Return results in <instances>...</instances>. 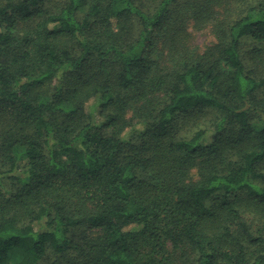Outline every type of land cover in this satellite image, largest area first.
I'll use <instances>...</instances> for the list:
<instances>
[{"label": "trees", "instance_id": "obj_1", "mask_svg": "<svg viewBox=\"0 0 264 264\" xmlns=\"http://www.w3.org/2000/svg\"><path fill=\"white\" fill-rule=\"evenodd\" d=\"M0 264H264V0H0Z\"/></svg>", "mask_w": 264, "mask_h": 264}, {"label": "rangeland", "instance_id": "obj_2", "mask_svg": "<svg viewBox=\"0 0 264 264\" xmlns=\"http://www.w3.org/2000/svg\"><path fill=\"white\" fill-rule=\"evenodd\" d=\"M189 30L193 34L194 42L200 47L199 49H204L213 40L207 27L197 31L190 23Z\"/></svg>", "mask_w": 264, "mask_h": 264}]
</instances>
